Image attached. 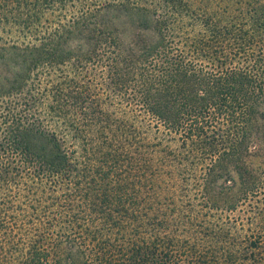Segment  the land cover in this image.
Masks as SVG:
<instances>
[{"label": "trees", "instance_id": "obj_1", "mask_svg": "<svg viewBox=\"0 0 264 264\" xmlns=\"http://www.w3.org/2000/svg\"><path fill=\"white\" fill-rule=\"evenodd\" d=\"M0 264H264V0H0Z\"/></svg>", "mask_w": 264, "mask_h": 264}, {"label": "rangeland", "instance_id": "obj_2", "mask_svg": "<svg viewBox=\"0 0 264 264\" xmlns=\"http://www.w3.org/2000/svg\"><path fill=\"white\" fill-rule=\"evenodd\" d=\"M104 96V95H103ZM116 102V100H114Z\"/></svg>", "mask_w": 264, "mask_h": 264}]
</instances>
